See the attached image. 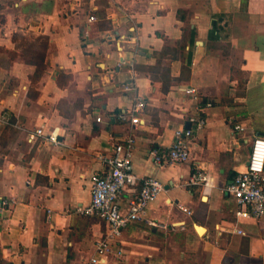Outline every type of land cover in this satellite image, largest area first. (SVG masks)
<instances>
[{
	"label": "crops",
	"instance_id": "crops-1",
	"mask_svg": "<svg viewBox=\"0 0 264 264\" xmlns=\"http://www.w3.org/2000/svg\"><path fill=\"white\" fill-rule=\"evenodd\" d=\"M139 99L142 122L122 121ZM198 105L201 129L189 121ZM187 123L189 160L157 163ZM35 128L58 141L30 140ZM128 135L135 173L164 184L148 214L167 226L129 223L106 264H264V220L237 216L224 192L264 136V0H0V198L11 201L0 264L90 259L108 227L79 208L106 170L98 155ZM197 165L207 193L191 181ZM140 186L125 189L124 210Z\"/></svg>",
	"mask_w": 264,
	"mask_h": 264
},
{
	"label": "built area",
	"instance_id": "built-area-1",
	"mask_svg": "<svg viewBox=\"0 0 264 264\" xmlns=\"http://www.w3.org/2000/svg\"><path fill=\"white\" fill-rule=\"evenodd\" d=\"M90 21L96 20L95 16L89 17ZM133 84L125 86L126 90L132 89ZM188 94L197 96L194 87L184 88ZM145 107L143 99H139L132 108L124 110L119 114L122 121H129L132 125H138L142 118L138 114ZM202 106L196 107V112L189 117L190 123L197 129L206 124V119L201 113ZM98 120L101 118L98 117ZM236 128L243 129L242 126ZM193 135V128L178 129L175 132L174 142L168 152L155 150L154 159L157 163L173 164L186 162L190 158V147L188 139ZM43 137L50 142H57L54 132L45 134L43 129L35 128L29 132L30 140ZM135 139L128 135L116 142L110 153H100L99 159L106 166L101 173L91 176V201L88 205L79 208L85 215H94L106 222L108 230L104 237L95 242L94 253L85 264H106L107 256L112 252V243L117 240L123 228L134 221L144 220L154 227H166L167 225L149 218V205L164 190V184L156 177L147 176L140 178L134 171L133 149ZM191 181L201 184L205 193L213 186L212 181L201 167L197 165ZM141 184L139 191L129 201L126 210L119 203V198L131 186ZM224 192L233 197L237 203L235 211L237 216L254 218L257 221L264 220V136L257 135L252 140L248 163L244 170L240 171L225 186ZM181 209L187 210L183 206ZM11 201L0 198V220L6 211H10ZM120 256L122 249L117 251Z\"/></svg>",
	"mask_w": 264,
	"mask_h": 264
},
{
	"label": "rangeland",
	"instance_id": "rangeland-1",
	"mask_svg": "<svg viewBox=\"0 0 264 264\" xmlns=\"http://www.w3.org/2000/svg\"><path fill=\"white\" fill-rule=\"evenodd\" d=\"M29 48H31V46ZM31 49L34 50L35 48L32 46ZM29 56L32 58H35L38 62H40V57H39L40 54L39 53H32V54H29Z\"/></svg>",
	"mask_w": 264,
	"mask_h": 264
},
{
	"label": "trees",
	"instance_id": "trees-1",
	"mask_svg": "<svg viewBox=\"0 0 264 264\" xmlns=\"http://www.w3.org/2000/svg\"><path fill=\"white\" fill-rule=\"evenodd\" d=\"M38 64L40 65V62H38ZM40 66H41V65H40ZM38 69H39V70H38V73H40V72L43 71L44 68H43V66H42V68H38ZM233 70H234L233 73H235V72H236V73H239V70L237 71L236 68H234ZM234 75H235V74H234ZM236 75H237V74H236ZM69 78H70V77H68V80H69Z\"/></svg>",
	"mask_w": 264,
	"mask_h": 264
},
{
	"label": "water",
	"instance_id": "water-1",
	"mask_svg": "<svg viewBox=\"0 0 264 264\" xmlns=\"http://www.w3.org/2000/svg\"><path fill=\"white\" fill-rule=\"evenodd\" d=\"M191 124L190 123H187V128H190Z\"/></svg>",
	"mask_w": 264,
	"mask_h": 264
}]
</instances>
